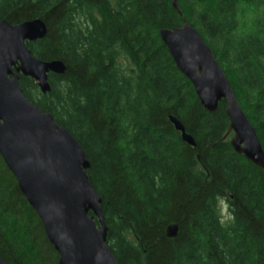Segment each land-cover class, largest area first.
<instances>
[{"label":"trees","instance_id":"obj_1","mask_svg":"<svg viewBox=\"0 0 264 264\" xmlns=\"http://www.w3.org/2000/svg\"><path fill=\"white\" fill-rule=\"evenodd\" d=\"M178 3L183 16L172 0H0V20L47 25L45 37L27 45L66 71L49 74L47 94L23 75L20 87L85 151L120 264H264V169L235 152L226 101L207 111L160 36L185 21L201 34L264 149V0ZM243 7L252 13L248 30L240 26ZM173 223L179 230L170 238ZM0 257L59 264L1 154Z\"/></svg>","mask_w":264,"mask_h":264},{"label":"water","instance_id":"obj_2","mask_svg":"<svg viewBox=\"0 0 264 264\" xmlns=\"http://www.w3.org/2000/svg\"><path fill=\"white\" fill-rule=\"evenodd\" d=\"M172 5L183 16L178 0H172ZM47 31L40 18L19 24L0 20V154L38 214L59 254V264H120L107 244L102 199L89 181L91 164L85 151L50 113L26 98L20 87L23 75L34 79L47 94L51 91L49 74L66 71L63 61L39 59L27 45L45 37ZM160 36L207 111L215 112L219 102L226 101L235 152L264 169V149L256 129L201 34L185 21L178 27L162 28ZM170 120L182 139L195 147L179 118L171 116ZM178 230V224H170L167 236L176 237ZM0 264L7 263L0 257Z\"/></svg>","mask_w":264,"mask_h":264},{"label":"rangeland","instance_id":"obj_3","mask_svg":"<svg viewBox=\"0 0 264 264\" xmlns=\"http://www.w3.org/2000/svg\"><path fill=\"white\" fill-rule=\"evenodd\" d=\"M251 18H252V13H250V10L243 7L239 15L240 26L242 30H248L250 28ZM220 210L223 216V220L226 221L227 219H229L228 204L224 200L220 201Z\"/></svg>","mask_w":264,"mask_h":264}]
</instances>
